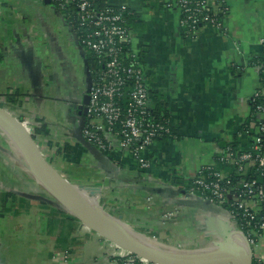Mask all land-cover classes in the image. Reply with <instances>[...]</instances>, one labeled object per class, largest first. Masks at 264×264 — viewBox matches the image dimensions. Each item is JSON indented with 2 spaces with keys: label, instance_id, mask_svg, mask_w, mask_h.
Masks as SVG:
<instances>
[{
  "label": "crops",
  "instance_id": "0c3cea01",
  "mask_svg": "<svg viewBox=\"0 0 264 264\" xmlns=\"http://www.w3.org/2000/svg\"><path fill=\"white\" fill-rule=\"evenodd\" d=\"M223 1L221 29L205 26L192 35L176 0H108L129 9L131 49L144 68L150 106L167 115L172 130L144 153L151 165L143 169L111 136L110 152L76 138L89 119L83 108L91 74L64 14L47 0H0V95L20 94L15 103L2 102L28 121L41 155L96 195L108 215L189 250L216 248L238 228L225 208L188 201L183 190L205 166L217 165L226 144L250 149L246 127L260 85L264 0ZM42 126L48 135L36 134ZM120 253L37 180L0 131V264H117ZM254 255L264 264V234Z\"/></svg>",
  "mask_w": 264,
  "mask_h": 264
},
{
  "label": "built area",
  "instance_id": "2783aa9c",
  "mask_svg": "<svg viewBox=\"0 0 264 264\" xmlns=\"http://www.w3.org/2000/svg\"><path fill=\"white\" fill-rule=\"evenodd\" d=\"M46 1V0H42ZM74 26L79 41L87 53L97 59V69L91 76L89 92V122L83 136L103 151H112L113 141L118 140L122 149L128 150L143 169L150 167L144 153L157 138L171 136L166 124L154 119L149 102V90L145 72L138 56L131 49V35L127 25L129 9L126 5L112 7L108 0H50ZM103 3L104 6H100ZM175 7L181 13V24L189 34L211 26L221 29L222 19L228 13L223 0H176ZM220 16V17H218ZM264 45V40L262 41ZM264 72V64L258 66ZM264 97L261 83L253 100ZM126 99V108L122 102ZM264 110V107H259ZM251 134L249 150L241 151L226 144L217 157L222 166H231L236 175L244 176L256 168L264 177V115ZM250 133L249 130H246ZM231 171L217 170L215 165L205 166L192 178V186L186 198L195 196L210 200L228 211L230 220L238 225L233 228L235 239L243 246H250L256 264L254 250L258 238L264 234V183L256 185L242 179L232 183ZM201 193L202 195H199ZM252 205L258 206L253 209ZM121 250L117 264H154L115 245Z\"/></svg>",
  "mask_w": 264,
  "mask_h": 264
},
{
  "label": "water",
  "instance_id": "95a60500",
  "mask_svg": "<svg viewBox=\"0 0 264 264\" xmlns=\"http://www.w3.org/2000/svg\"><path fill=\"white\" fill-rule=\"evenodd\" d=\"M50 2V0H47ZM90 97L87 96L84 99V105L89 106ZM5 107L0 105V122L10 130V132L15 137L19 148L21 149L24 157L29 162L33 173L37 180H39L45 188L77 219H79L86 227L93 230L94 232L101 235L103 238L109 240L120 248H123L137 256H140L151 263L154 264H253V252L250 246H243L235 239V234L233 228H230L227 232V237L225 241L213 248L216 250L215 253H211L203 256H192V257H176L165 255L149 249L129 238L120 234L119 232L112 230L100 221H98L91 213L87 212L83 206L76 203L72 198H70V190L76 187L79 191L84 192V198L96 197L92 192H89L84 186H77L71 184L68 180L63 178L51 165L50 163L41 155V153L36 148L33 142V137L26 131L22 123H20L16 118H14L10 112H6ZM84 114L88 112L87 108H83ZM84 144H86L92 150H96V147L87 141L83 134L80 137H76ZM45 166L51 168L53 171L59 175V177L69 186L66 188V192L59 188V182L52 181L49 179L45 172ZM66 185V184H65ZM186 195V192L184 191ZM186 197V196H185ZM191 202H203L211 206L214 209H223V207L213 204L210 200H204L201 197L195 196L193 198H186ZM99 203V199H98ZM100 209L106 215H108L101 207ZM228 212V211H227ZM110 216V215H108ZM112 217V216H110ZM229 217V214H228ZM115 218V217H112ZM116 219V218H115ZM230 219V217H229ZM119 220V219H117ZM120 221V220H119ZM199 250V249H196Z\"/></svg>",
  "mask_w": 264,
  "mask_h": 264
},
{
  "label": "bare ground",
  "instance_id": "6f19581e",
  "mask_svg": "<svg viewBox=\"0 0 264 264\" xmlns=\"http://www.w3.org/2000/svg\"><path fill=\"white\" fill-rule=\"evenodd\" d=\"M6 106V105H5ZM0 130L8 136L11 141L15 144V146L21 151L19 148V145L17 144L15 137L10 132L6 126H4L0 122ZM9 140V139H8ZM22 152V151H21ZM23 154V153H22ZM45 172L50 180L59 182L60 186L59 188L66 192V188L69 186L68 183L64 182L59 175L55 171H53L51 168L45 166ZM66 184V185H65ZM70 190V198H72L76 203H79L81 206L85 208V210L89 213H91L98 221L106 225L107 227L111 228L112 230H115L119 232L120 234L126 236L127 238L149 248L156 252L170 255V256H176V257H192V256H203L208 255L211 253H215V249H199V250H187L183 247H174L169 246L164 240L163 241H156L144 236H141L134 232L128 225L122 223L121 221L112 218L102 212L100 209L99 203L97 199L95 198H84V192L79 191L76 187H73ZM83 197V198H82ZM139 232V231H138Z\"/></svg>",
  "mask_w": 264,
  "mask_h": 264
},
{
  "label": "trees",
  "instance_id": "16d2710c",
  "mask_svg": "<svg viewBox=\"0 0 264 264\" xmlns=\"http://www.w3.org/2000/svg\"><path fill=\"white\" fill-rule=\"evenodd\" d=\"M100 6H104V4L100 3ZM218 17H220V16H218ZM87 55H88L87 58H88V63H89L90 74H91V76L94 77V72L97 69V59L95 58V56L93 54L87 53ZM256 61H257L258 66L264 64V45H263V53ZM260 78H261V83L264 85V72L260 73ZM19 97H20V94L17 92H14L13 94L0 95V102H2L1 100L4 99L7 104L15 103ZM122 104H123V107L126 108V105H127L126 99L122 102ZM262 106L264 107V97L258 98V99L251 102V114H250V118H249L251 122H248L246 130H249L252 133L254 132V128L258 124L259 115H261V114L264 115V110L259 109V107H262ZM152 115H153L154 119L157 120L158 122H160L161 124H166V126L169 128L170 132H172L171 128L169 127L168 118H167L166 114L162 113L161 111H159L157 109H152ZM89 119L87 120L88 122H89ZM251 123L254 124L253 128H251ZM40 132L44 133L45 135L49 134V131L47 130V128L45 126H42L40 129H36V134H40ZM101 135L104 139H106V136L104 133H101ZM166 137H168V136H163L161 138H157L155 140V142L162 140V139H165ZM68 151L71 152V149L69 147H67V152ZM215 168L217 170L224 169L227 171H231L230 172L231 174L228 177L230 179H232L233 184H235L239 181H242V179H244L246 181L248 180L250 182H255L256 185H261L264 183V177L260 174L259 171H257L256 168L251 169L244 176H241L238 174L236 175L235 173H233L234 169L231 166H222L219 162H217V165H215ZM191 181L188 182V185H186L184 187L185 190H183V191L186 192L192 186ZM183 184H181V185H183ZM9 195H11V194L5 195L6 197L3 201L8 200L10 197ZM199 195H202V194L199 193ZM13 198H14V196H13ZM253 264H256V261H253Z\"/></svg>",
  "mask_w": 264,
  "mask_h": 264
},
{
  "label": "rangeland",
  "instance_id": "374dc122",
  "mask_svg": "<svg viewBox=\"0 0 264 264\" xmlns=\"http://www.w3.org/2000/svg\"><path fill=\"white\" fill-rule=\"evenodd\" d=\"M2 101V100H1ZM0 105L1 106H3V107H5L4 109L6 110V112H10V110L8 109V108H6V107H8L7 106V104L6 103H4V102H0ZM6 105V106H5ZM10 114L14 117V118H16L20 123H22V125H23V127L26 129V131L32 136V133L28 130V121L26 122V121H24V120H22V119H20L19 117H17L13 112H10ZM1 131V130H0ZM1 133H3L2 131H1ZM4 134V133H3ZM33 137V136H32ZM166 216L168 215V214H165ZM127 222V221H126ZM129 225V227L134 231V232H136L137 234H139V235H141V236H144V237H147V238H150V239H153V240H156V241H165L169 246H174V247H178V245H173V244H170L171 242H170V240H168V239H166V238H164L161 234H159V233H154V232H152V231H142L141 232V230H137L134 226H131V224L130 223H128ZM139 231V232H138ZM183 248H185V247H183ZM185 249H187V248H185ZM187 250H189V249H187ZM227 264H233V263H227Z\"/></svg>",
  "mask_w": 264,
  "mask_h": 264
}]
</instances>
